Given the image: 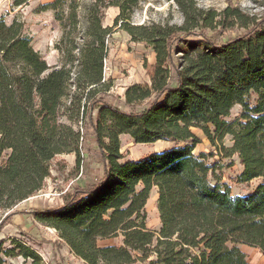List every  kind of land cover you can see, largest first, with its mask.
Here are the masks:
<instances>
[{
  "label": "trees",
  "instance_id": "1",
  "mask_svg": "<svg viewBox=\"0 0 264 264\" xmlns=\"http://www.w3.org/2000/svg\"><path fill=\"white\" fill-rule=\"evenodd\" d=\"M139 1L92 0L82 32L77 0L44 5L55 11L63 31L58 67L33 49L20 23L8 25L0 18V158L8 152L0 163V210L40 191L56 156L74 154L75 165L81 164L82 136L74 126L81 119L93 132L100 180L74 188L56 208L29 212L77 258L84 264H135L151 255L155 260L149 264H250L240 245L264 256V17L246 14L233 0H225L220 12L200 9L194 0H172L182 25H132ZM109 7L119 10L113 27L132 42L148 44L155 55L149 83L125 89L127 109L107 101L111 85L103 69L112 27L103 26L102 10ZM233 28L242 32L215 39ZM235 106L240 114L227 121ZM61 112L69 123L59 121ZM193 129L208 140L214 134L219 144L230 137L231 147L221 148L225 157H238V181L261 182L244 196H232L208 156L194 153L200 139ZM121 135L135 145L166 141L172 146L123 161ZM153 188L156 232L147 227L145 211ZM14 214H6L5 222ZM118 235L120 246L97 245ZM2 243L0 264L1 256L42 264L22 241L12 239L7 249Z\"/></svg>",
  "mask_w": 264,
  "mask_h": 264
},
{
  "label": "rangeland",
  "instance_id": "2",
  "mask_svg": "<svg viewBox=\"0 0 264 264\" xmlns=\"http://www.w3.org/2000/svg\"><path fill=\"white\" fill-rule=\"evenodd\" d=\"M54 1L28 0L24 5L16 7L13 4L14 0H0V18L8 25L13 21L20 23L22 34L31 40L33 49L38 52L49 66L58 67L61 61L58 45L62 39L63 31L60 23L55 20V11L50 8L43 9L44 5ZM77 1L79 4V28L80 32H82L85 25V7L92 0ZM194 2L196 7L200 9L215 12H220L227 6L225 0H194ZM233 2L250 16L256 18L264 17V0H233ZM62 9L65 10V7L62 6ZM102 11L103 26L112 27L107 39L108 53L104 60L103 69L104 80L111 85L107 101L120 109H127L123 103L125 89L133 84L149 83L155 55L151 46L144 42H132L127 33L120 30L118 26L113 27L114 19L119 13L118 8L109 7ZM151 22L161 25L168 23L179 26L183 23V17L172 0H140L137 7L133 9L130 23L132 25H142ZM241 32V29L233 28L223 32L221 35L220 33L215 34V39L219 42L226 41ZM210 35L211 33L208 32V36ZM240 112V106H235L226 120L232 121ZM93 115L95 116L96 112ZM59 121L63 124L69 123L64 112H61ZM74 126L83 134L81 164L76 166L74 161L72 163L67 158L68 154L56 156L51 162L50 177L45 180L42 189L28 199L26 205L23 206V202H21L11 210H0V243L3 242V249L10 248L11 240L17 239L33 249L41 258L42 264H84L80 259L74 258V256L69 254L66 244L58 238L57 233L53 229L39 224L37 231L18 233L14 229L18 224H11L13 216H32V214H29L30 211L49 210L48 208L60 205L64 196L74 189L72 187L77 183V180L90 181L92 178H97L100 168H102V162L94 144L93 132L81 122V119L78 121L74 120ZM193 131L200 137V143L195 148V154L204 153L208 156L207 163L214 167L215 174L220 178L219 183L230 188L232 196H244L261 182L260 179L252 180L249 183H240L238 181V176L242 171L238 158L236 156L225 157V153L221 148H227L231 145L228 136L219 144L215 141L214 134H212L211 140H208L201 131L197 129ZM210 131L213 133L211 127ZM138 145L143 148H138L128 136L121 138L120 152L124 156L123 161L141 158L172 146L170 142L166 141ZM7 154L8 152H5L2 155L0 163L6 160ZM71 155L74 156V154ZM78 172L81 173L80 176ZM154 195L156 198H154ZM156 202L157 192L153 188L145 205V211L147 227L155 232L160 228ZM9 212H16V214L5 222L4 218ZM23 219L26 223L28 218ZM18 229L20 230V227ZM12 232L15 234L12 235ZM113 242L115 245L120 246L122 244V236L118 235L113 239ZM243 253L250 264H264V256L257 249L244 247ZM135 255L140 257L139 254ZM1 258L4 261L3 264H32L31 260L26 259L24 261L21 257L12 259L1 256ZM154 260L155 256L151 255L147 260H137L135 264H149V261Z\"/></svg>",
  "mask_w": 264,
  "mask_h": 264
},
{
  "label": "crops",
  "instance_id": "3",
  "mask_svg": "<svg viewBox=\"0 0 264 264\" xmlns=\"http://www.w3.org/2000/svg\"><path fill=\"white\" fill-rule=\"evenodd\" d=\"M194 130V129H193ZM192 130V132H193V134H195L196 135V137H198V138H200L194 131ZM127 135H121L120 136V145H121V138L122 137H126ZM129 137V136H128ZM129 139L131 140V138L129 137ZM229 139H230V137H229ZM132 141V140H131ZM230 142H231V140H230ZM132 143H133V141H132ZM134 144V143H133ZM231 145H232V142H231ZM231 145L229 146V147H231ZM136 146H138V148H143L141 145H138V144H136ZM194 153H195V150H194ZM122 154V153H121ZM123 155V154H122ZM145 157V156H144ZM237 157V156H236ZM67 158H69V160L70 161H72V163H73V161L75 162V156H73V155H71V154H68L67 155ZM141 158H143V157H141ZM238 158V157H237ZM138 159H140V158H137V159H129V160H138ZM72 167V166H71ZM79 173V172H78ZM101 176H102V168H100V171H99V174L97 175V178L96 179H94V178H92L90 181H88V180H85V181H78L77 180V183L72 187V188H76V187H79V188H84V187H88V186H91L92 184H94V183H97L99 180H100V178H101ZM71 188V189H72ZM154 198H156V196L154 195ZM27 202H28V200H25V201H23V206L24 205H26L27 204ZM62 204V202L60 203V205ZM57 206H59V205H57ZM57 206H55V207H57ZM55 207H51V208H48V209H53V208H55ZM28 218L27 219V221H26V223H25V221H24V219L23 218ZM35 220L33 219V216H31V215H22V216H18V215H16V216H13L12 217V219H11V224H13V225H15V224H18V225H16V227L14 228L15 229V231L16 232H18V233H21V232H30V231H32V230H38L39 229V224H37L36 222H34ZM35 223H36V225H35ZM20 227V230L18 229ZM19 230V231H18ZM41 230V229H40ZM55 232V231H54ZM13 234H15L14 232H12V235ZM113 239L114 238H112V239H105V240H101V241H98L97 242V245L98 246H112V245H115L114 244V242H113ZM67 246V245H66ZM115 246H117V245H115ZM244 247H247L248 248V246H245V245H240L239 246V248L241 249V251L242 252H244ZM67 248H68V252H69V254L70 255H72V256H74V258H77L71 251H70V249H69V247L67 246ZM255 249V248H254ZM258 250V249H257ZM259 251V250H258ZM260 252V251H259ZM77 259H79V258H77ZM22 260H24L23 258H22ZM24 261H26V260H24ZM82 261V260H81ZM83 262V261H82ZM84 263V262H83Z\"/></svg>",
  "mask_w": 264,
  "mask_h": 264
},
{
  "label": "built area",
  "instance_id": "4",
  "mask_svg": "<svg viewBox=\"0 0 264 264\" xmlns=\"http://www.w3.org/2000/svg\"><path fill=\"white\" fill-rule=\"evenodd\" d=\"M81 133V132H80ZM83 134L81 133V136H82ZM81 140H82V138H81ZM81 175V173H79V176Z\"/></svg>",
  "mask_w": 264,
  "mask_h": 264
}]
</instances>
